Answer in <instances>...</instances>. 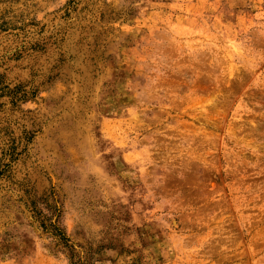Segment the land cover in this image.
I'll list each match as a JSON object with an SVG mask.
<instances>
[{
  "label": "rangeland",
  "instance_id": "rangeland-1",
  "mask_svg": "<svg viewBox=\"0 0 264 264\" xmlns=\"http://www.w3.org/2000/svg\"><path fill=\"white\" fill-rule=\"evenodd\" d=\"M0 264H264V0H0Z\"/></svg>",
  "mask_w": 264,
  "mask_h": 264
}]
</instances>
